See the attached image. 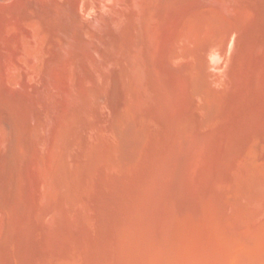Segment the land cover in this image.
<instances>
[{
    "label": "bare ground",
    "instance_id": "6f19581e",
    "mask_svg": "<svg viewBox=\"0 0 264 264\" xmlns=\"http://www.w3.org/2000/svg\"><path fill=\"white\" fill-rule=\"evenodd\" d=\"M260 72L264 0H0V264H264Z\"/></svg>",
    "mask_w": 264,
    "mask_h": 264
},
{
    "label": "rangeland",
    "instance_id": "374dc122",
    "mask_svg": "<svg viewBox=\"0 0 264 264\" xmlns=\"http://www.w3.org/2000/svg\"><path fill=\"white\" fill-rule=\"evenodd\" d=\"M258 80L261 81V82H264V73L260 72V75L258 76Z\"/></svg>",
    "mask_w": 264,
    "mask_h": 264
}]
</instances>
